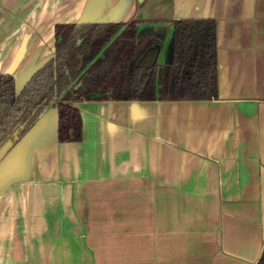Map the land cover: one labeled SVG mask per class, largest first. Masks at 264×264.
I'll list each match as a JSON object with an SVG mask.
<instances>
[{
	"label": "crops",
	"instance_id": "obj_1",
	"mask_svg": "<svg viewBox=\"0 0 264 264\" xmlns=\"http://www.w3.org/2000/svg\"><path fill=\"white\" fill-rule=\"evenodd\" d=\"M138 19L170 61L174 19L217 21L218 97L49 107L0 162V264H258L264 248V0H0V73L21 92L57 23Z\"/></svg>",
	"mask_w": 264,
	"mask_h": 264
},
{
	"label": "trees",
	"instance_id": "obj_2",
	"mask_svg": "<svg viewBox=\"0 0 264 264\" xmlns=\"http://www.w3.org/2000/svg\"><path fill=\"white\" fill-rule=\"evenodd\" d=\"M141 20L57 23L55 54L19 93L11 73H0V152L9 151L49 107L58 109V138L83 137L75 102L97 100H211L218 97L217 21L172 20L170 61L144 80L138 63L162 39L140 34ZM2 155H0L1 159ZM258 264H264V248Z\"/></svg>",
	"mask_w": 264,
	"mask_h": 264
},
{
	"label": "water",
	"instance_id": "obj_3",
	"mask_svg": "<svg viewBox=\"0 0 264 264\" xmlns=\"http://www.w3.org/2000/svg\"><path fill=\"white\" fill-rule=\"evenodd\" d=\"M89 22H92V21H81V22H79V23H89ZM104 22H108V21H104ZM110 22H115V21H110ZM117 22H118V21H117ZM55 45H56V44H55ZM155 48H156V49H159L158 47H155ZM54 54H55V52H54ZM54 54H53V56H54ZM147 54H148V52L144 55V58H145V56H146ZM53 56H52V57H53ZM52 57H50V59H51ZM48 60H49V59H48ZM48 60H46V61H45L44 63H42V64H41V65H40L35 71H33V73L31 74V76L28 78L27 82L31 79V77L35 74V72H36L37 70H39V69H40V68H41V67H42V66H43ZM7 73H9V72H7ZM12 75H13V74H12ZM13 76H14V75H13ZM14 77H15V76H14ZM15 79H16V87H18V86H17L18 80H17L16 77H15ZM47 109H48V108H47ZM47 109H46V110H47ZM46 110H45V111H46ZM57 110H58V109H57ZM45 111H44V112H45ZM44 112H43V113H44ZM43 113H42V114H43ZM42 114H41V116H42ZM41 116H40V117H41ZM40 117L38 118V120L40 119ZM58 119H59V114H58ZM38 120H37V121H38ZM37 121H36V122H37ZM36 122L30 127V129L36 124ZM30 129H29V130H28V131H27V132H26V133L20 138V140H21V139H22V138H23V137H24V136L30 131ZM58 139H59V138H58ZM20 140H19V141H20ZM19 141H18V142H19ZM18 142H17V143H18ZM17 143H16V144H17ZM16 144H15V145H16ZM15 145H14V146H15ZM14 146H13V147H14ZM13 147H12V148H13ZM12 148H11V149H12ZM6 149H7V146H4V148H3V149L1 150V152H0V155H2V157H1V159H0V162H1V160H2V159L8 154V152L11 150V149H10L9 151H7V152L5 153Z\"/></svg>",
	"mask_w": 264,
	"mask_h": 264
},
{
	"label": "flooded vegetation",
	"instance_id": "obj_4",
	"mask_svg": "<svg viewBox=\"0 0 264 264\" xmlns=\"http://www.w3.org/2000/svg\"><path fill=\"white\" fill-rule=\"evenodd\" d=\"M148 32V31H147ZM145 32H143V33H140V34H144ZM173 40V39H172ZM172 46V45H171ZM153 48H155V47H153ZM152 49V48H151ZM150 49V50H151ZM169 57H171V53H170V56ZM144 58V56L140 59V61H139V63H138V67H139V79L140 80H144L146 77H147V75L151 72V70H152V67L155 65V64H158L157 62H154V63H152L151 61H148L147 63H146V65H145V67H147L146 69H145V71H142V69H141V66H140V62L142 61V59ZM166 63H168V61L167 62H165V63H163V64H166ZM18 91V90H17ZM20 93V92H19ZM84 100H87V99H84ZM75 104H76V102H75ZM82 116V115H81Z\"/></svg>",
	"mask_w": 264,
	"mask_h": 264
}]
</instances>
